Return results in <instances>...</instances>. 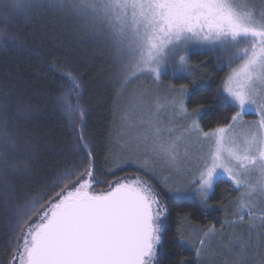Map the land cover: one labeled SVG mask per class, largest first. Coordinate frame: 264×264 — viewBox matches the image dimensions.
Listing matches in <instances>:
<instances>
[{"label":"snow or ice","instance_id":"6c2138e0","mask_svg":"<svg viewBox=\"0 0 264 264\" xmlns=\"http://www.w3.org/2000/svg\"><path fill=\"white\" fill-rule=\"evenodd\" d=\"M47 4L74 14L98 36L111 41L122 89L143 76L159 78L166 64H172L177 72L186 71L193 46L210 45L230 53L229 64L236 66L223 79L222 94L238 109L231 123L205 131L193 119L178 132L163 118L159 106L153 109L146 93H140L132 113L122 118L127 132L126 138L121 136L123 151L116 166L131 164L139 170L158 164L166 167L169 174L163 185L177 206L194 195L207 205L217 177L226 176L241 190L234 210L230 209L235 218L226 219L220 229L201 228L193 235L179 226L190 221V215L185 214L179 217L175 239L182 248L194 249L195 264L208 254L213 238L221 241L218 254L222 264H264V235L256 245L259 253L254 250L251 233L245 237L233 230L225 236V225L243 224L246 216L254 220L258 207L264 204V11L257 15L249 0H47ZM32 6L33 0H12L4 12L23 13ZM8 46H16V37L0 30V47ZM73 87H77L74 81ZM189 87L195 91L194 86L181 85L171 101L185 118L189 115L185 105ZM199 111L194 109L192 115ZM253 111L260 119L249 126V132L238 135L236 125ZM79 114L83 121L84 112ZM192 135L207 142V148L201 145L195 156L186 139ZM80 140L86 160L70 161L51 190L10 187L5 179L9 170L15 174L30 169L27 164L21 167L0 158L3 207L11 213L9 223L16 232L10 264H160L169 213L160 192L132 177L117 179L96 191L95 186L104 182L95 175V158L82 134ZM260 211L264 230V208ZM254 226L249 224L250 229Z\"/></svg>","mask_w":264,"mask_h":264},{"label":"trees","instance_id":"16d2710c","mask_svg":"<svg viewBox=\"0 0 264 264\" xmlns=\"http://www.w3.org/2000/svg\"><path fill=\"white\" fill-rule=\"evenodd\" d=\"M11 3L0 0V30L16 37V46L0 47V158L21 167L27 164L30 170L15 174L9 170L5 176L8 185L17 191L51 190L70 161L86 160L79 148L82 134L95 158V175L104 182L95 186L96 191L125 177H139L153 185L169 208L160 264H179L181 260L195 264L194 249L182 248L175 239L179 217H191L179 225L186 234L212 226L220 229L226 219H234L230 209L238 191L221 178L207 205L192 196L177 206L158 177L131 164L117 167L116 159L123 151L114 80L117 64L106 37L98 36L67 10L50 7L47 0H33V6L23 13H5ZM223 61L217 51L190 52L187 73L161 78L176 88L194 86L195 91L189 87L185 105L190 113L200 109L195 116L205 131L228 124L237 110L221 92L228 70ZM4 199L5 185L0 184V264H10L16 232L9 223L11 213L4 210Z\"/></svg>","mask_w":264,"mask_h":264},{"label":"rangeland","instance_id":"374dc122","mask_svg":"<svg viewBox=\"0 0 264 264\" xmlns=\"http://www.w3.org/2000/svg\"><path fill=\"white\" fill-rule=\"evenodd\" d=\"M249 3L255 5V11L257 15H259L261 11H264V2H262V0H249ZM107 42L110 45L109 48L111 49L113 53L112 56L114 58L115 63L117 64L116 49L110 40L107 39L106 43ZM201 50L217 51L223 57V60H224L223 62L226 64L228 68L227 74L231 71L232 67L236 66V64H232V65L229 64V61H228V56L230 55L229 52L223 51L218 48H213L210 45L193 46V48L190 49L189 53L194 52V51H201ZM118 72H119V65L117 64L114 80L116 82L117 94H118V102H117L118 117L117 118H118L119 125L122 128L121 129L122 132L120 133L121 136H125L126 138V132H127V129L125 128V125H124V120L122 118L126 114L132 113L133 105L137 102V97L139 96L140 93H146L145 99L147 100L148 104L153 109L159 106V110L163 118L171 122L172 124H174L178 132L182 130V128L188 127L191 124V121L193 119H195L199 123L197 116H193L192 113H190L188 110H187L189 114L188 118H185L181 116L172 107L171 101L177 97V90L179 88H176L172 83H166L162 81L161 79L164 74L170 75L171 77H176L181 73H187V70L184 72H177L172 64H166L162 66L161 75L159 76V78H157L155 75L143 76L139 80H137L135 83H133L131 86L127 88H123V89L119 87V81L117 79ZM221 92H222V85H221ZM225 100L228 103L232 104L231 101L227 100L226 98ZM259 119H260V115L257 111H253L245 115L243 117V121L236 125V128H235L236 133L238 135H241V134L249 132L250 131L249 126L253 124L255 121H258ZM231 122L232 121H230L229 123ZM186 139L190 142V145H191L190 151H191L192 156H195L198 154L201 148V145H203L205 149L207 148V142H205L203 138H200L199 140H197V137L195 135H192L191 137H187ZM121 145H122V140L120 142V146ZM192 164H193V170H194L195 168L194 160L192 161ZM145 170L148 171L152 176L158 177L162 181L164 177L169 174L168 169L166 167H162L159 164L155 168H147ZM135 178H139V177H135ZM221 178L228 180L227 177L223 175L218 176L217 180ZM139 180L146 182L142 178H139ZM232 186L234 187V189H236L233 184ZM237 191H238V198H239L241 195V190H237ZM235 205L236 203H234L232 207L233 210L235 208ZM261 208H264V204L258 207L255 213L256 218L254 220H251L246 216L245 223L243 224L237 223L231 227L225 225V236H227L228 232H232L233 230L235 231L237 235H240L241 233H243L245 237H247L249 233H251L254 250L257 253H259L261 249L257 248L256 245L262 242L261 237L262 235H264V230L261 229V226H260L261 221L259 219V217L261 216V211H260ZM231 214L234 217L232 210H231ZM249 224H254L255 226L250 229ZM221 246L222 245H221V241L219 238H213L212 240H210L209 241V252L205 257L201 259V264H222V258L218 254V251ZM249 259H250V262L253 259L251 257V254H249ZM255 259H258V257H256Z\"/></svg>","mask_w":264,"mask_h":264}]
</instances>
